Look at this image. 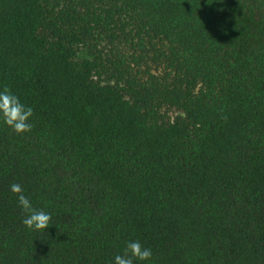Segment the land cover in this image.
<instances>
[{
    "label": "trees",
    "instance_id": "obj_1",
    "mask_svg": "<svg viewBox=\"0 0 264 264\" xmlns=\"http://www.w3.org/2000/svg\"><path fill=\"white\" fill-rule=\"evenodd\" d=\"M3 87L0 264H264V0H0Z\"/></svg>",
    "mask_w": 264,
    "mask_h": 264
},
{
    "label": "clouds",
    "instance_id": "obj_2",
    "mask_svg": "<svg viewBox=\"0 0 264 264\" xmlns=\"http://www.w3.org/2000/svg\"><path fill=\"white\" fill-rule=\"evenodd\" d=\"M33 115V108L23 103L10 88H0V122L17 134H24L33 128L31 122ZM10 191L16 194L19 207L26 213L21 221L26 228L40 231L50 226L51 214L43 209L34 208L20 184H12ZM152 257V250L144 247L139 240L128 241L123 254L114 257V264H151Z\"/></svg>",
    "mask_w": 264,
    "mask_h": 264
},
{
    "label": "rangeland",
    "instance_id": "obj_3",
    "mask_svg": "<svg viewBox=\"0 0 264 264\" xmlns=\"http://www.w3.org/2000/svg\"><path fill=\"white\" fill-rule=\"evenodd\" d=\"M78 54L79 57H89V54L85 49H81Z\"/></svg>",
    "mask_w": 264,
    "mask_h": 264
}]
</instances>
